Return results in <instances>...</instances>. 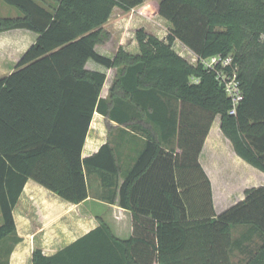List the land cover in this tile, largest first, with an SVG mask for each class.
I'll use <instances>...</instances> for the list:
<instances>
[{
    "label": "trees",
    "instance_id": "16d2710c",
    "mask_svg": "<svg viewBox=\"0 0 264 264\" xmlns=\"http://www.w3.org/2000/svg\"><path fill=\"white\" fill-rule=\"evenodd\" d=\"M2 1L21 15L0 16V33L27 29L37 37L0 77V264L7 240H19L12 212L27 179L77 204L94 171L113 187L114 201L113 149L104 143L81 157L95 111L133 128L145 123L144 147L118 188L132 235L119 239L101 222L52 255L35 249L31 264H264V186L216 214L198 161L219 116L235 153L264 173V0H160L166 37L139 28L138 53L120 47L113 57L94 48L108 38L103 25L115 7L128 12L144 0ZM175 41L199 60L232 55L243 94L234 114L215 74L180 56ZM89 59L117 68L107 98L100 96L106 75L87 70ZM172 137L179 153L165 150ZM237 225L247 228L232 238Z\"/></svg>",
    "mask_w": 264,
    "mask_h": 264
},
{
    "label": "crops",
    "instance_id": "0c3cea01",
    "mask_svg": "<svg viewBox=\"0 0 264 264\" xmlns=\"http://www.w3.org/2000/svg\"><path fill=\"white\" fill-rule=\"evenodd\" d=\"M159 1L157 0L155 3L153 14L166 23L168 32L169 22L156 13ZM115 9L119 8L113 9L108 21L114 16ZM120 11L121 13L115 14L116 20H127L128 17L123 15L122 10ZM146 11L141 10L145 14L144 16L141 12L136 15V22L141 23L144 17H147V13L151 12ZM15 31L22 32L24 35L26 32L23 31L30 30L13 29L0 34ZM7 36L10 37V35ZM13 40L16 41V38L13 37ZM15 41L12 44L8 42L3 45L7 46L9 52L11 51V56H0V77L13 71L20 56L31 45L20 53L17 51ZM176 43L180 44L182 51L193 54L179 41H175L173 49L180 56L186 58L182 52L176 50ZM99 45L94 47L99 54L107 57L115 55L116 50L108 52L99 48ZM118 46H122L125 51L131 54L139 51L135 37H131L125 45L122 41H117ZM90 61L91 59L87 60L85 64L87 70L104 72L106 75L103 86L107 84V88L104 94L100 93V96L107 98L109 87L117 76V68H105L98 64L102 67L98 69L95 65H91ZM135 122L136 128H133L128 123H118L95 111L82 147V158L95 154L104 143H108L113 149L119 168L117 177L113 178L117 181L114 201L109 200L113 187L103 186L99 174L94 171L86 174L88 197L77 204L66 201L36 181L27 179L12 212L15 235L19 240L17 242L7 240L6 247H10V252L1 260H5L6 264H31L32 253L35 249H41L45 255H52L99 226L101 222L106 223L113 235L119 239H127L132 235L131 213L118 205V188L139 152L143 149L146 140L143 129L145 123L142 120ZM170 149L174 150L173 154L179 153L176 138L172 137L168 145L165 146L166 151ZM198 161L211 183L213 208L216 214H220L241 201L245 197L246 189L264 186V173L235 153L231 142L220 129L219 116L215 117L209 128ZM1 223L0 213V225ZM246 228L241 225L234 226L232 238H237Z\"/></svg>",
    "mask_w": 264,
    "mask_h": 264
},
{
    "label": "rangeland",
    "instance_id": "374dc122",
    "mask_svg": "<svg viewBox=\"0 0 264 264\" xmlns=\"http://www.w3.org/2000/svg\"><path fill=\"white\" fill-rule=\"evenodd\" d=\"M156 1L157 0H144V2L141 5L131 9L128 12H124L123 15H126L128 18L127 20L123 19L122 21L116 20L117 16H115V14L121 13V11L120 9H115L113 14L114 16L103 25L104 30L108 33V38L102 43H99L100 44L99 48H101L102 50H106L108 52H111L113 50L117 51L120 47L122 48V46L117 47V41L119 40L122 41L124 45L127 44L131 37H135V32L139 28H143L147 33H150L156 36L157 38L164 39L166 37V34L168 33L167 32L168 26L166 27V23L163 20H161L157 15L153 14ZM39 2L43 5H48L49 3L54 4V0H39ZM141 10H143V12H145L146 10L151 12H148L147 17H144V20L141 23H139L138 21L136 22V15H139ZM20 15L21 12L19 11L18 8L0 0V16L17 17ZM142 15L144 16L145 14L142 13ZM23 32L26 33L22 35V32L18 33L15 31L11 33L0 34L1 57L8 55L11 56V51L9 52L7 46L5 47L3 45L8 44V42L12 44L15 41L13 40V37L16 38L15 41L16 48L17 51L20 53H22L30 44L34 42L37 36L35 32L32 31H23ZM7 35H10V37ZM175 48L177 51L182 52L186 56L188 62L194 65L197 63L196 56L191 53L185 52L184 50L182 51L180 44L178 45L176 43ZM7 62H11V61H7ZM90 64L95 65L96 67H98V69L102 68L100 65L96 64L92 60L90 61ZM106 88H107V84L102 87L101 94L105 93ZM258 244L259 243L257 242L256 245ZM236 258L238 259L239 257Z\"/></svg>",
    "mask_w": 264,
    "mask_h": 264
},
{
    "label": "built area",
    "instance_id": "2783aa9c",
    "mask_svg": "<svg viewBox=\"0 0 264 264\" xmlns=\"http://www.w3.org/2000/svg\"><path fill=\"white\" fill-rule=\"evenodd\" d=\"M196 59L203 69L215 74V79L222 85L226 96L230 99V114H234L236 106L243 99V94L238 78V67L234 63L232 55L216 54L200 60L197 57Z\"/></svg>",
    "mask_w": 264,
    "mask_h": 264
}]
</instances>
